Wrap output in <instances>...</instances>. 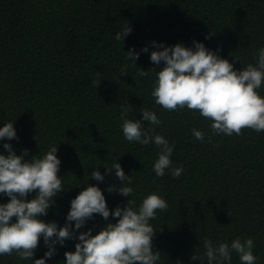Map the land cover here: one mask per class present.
Returning a JSON list of instances; mask_svg holds the SVG:
<instances>
[{"label": "trees", "instance_id": "obj_1", "mask_svg": "<svg viewBox=\"0 0 264 264\" xmlns=\"http://www.w3.org/2000/svg\"><path fill=\"white\" fill-rule=\"evenodd\" d=\"M127 22L133 31L117 41ZM193 41L219 48L236 70L255 64L264 48V0H0V127L14 121L18 137L0 141V154L7 155L4 143L17 155L28 150L25 160L57 146L61 160L64 191L42 220L62 227L71 200L87 186L102 190L110 210L123 208L128 198L107 191L120 186L115 170L105 172L118 162L132 177L135 195L129 199L137 207L152 192L168 202L167 211L150 221L153 250L161 253L157 264H201L191 257L204 256L205 238L231 244L237 237L252 238L256 264H264V132L243 129L240 136L221 134L209 142L210 120L186 108L163 110L151 96L156 75L150 68L163 67L150 61L152 51L162 50L152 42L193 48ZM130 49L140 53L138 60L127 59ZM138 68L149 75L138 76ZM97 72L102 80L95 88ZM259 93L264 97V84ZM126 101L129 119L142 120L141 108L161 119L154 130L174 143L172 167L184 169L179 178L168 170L156 176L155 144L124 138L120 106ZM193 128L205 133L204 141L194 138ZM93 170L105 176L103 182L91 179ZM7 202L0 194V204ZM108 222L116 221L96 214L80 231L96 235ZM78 242L56 245L46 264H65L64 253L74 252ZM47 250L41 239L33 261ZM0 264L32 261L13 254L0 256ZM231 264H240L235 252Z\"/></svg>", "mask_w": 264, "mask_h": 264}, {"label": "clouds", "instance_id": "obj_2", "mask_svg": "<svg viewBox=\"0 0 264 264\" xmlns=\"http://www.w3.org/2000/svg\"><path fill=\"white\" fill-rule=\"evenodd\" d=\"M132 31L127 22L115 39L124 42ZM193 45L189 48L182 44L165 46L152 42V47L162 50L151 52V63L159 66L163 62L159 71L150 68L156 75L151 92L155 104L169 112L186 108L210 120L209 142L213 136L221 134L240 136L243 129L264 132V97L259 93L264 84V48L259 49L255 64L236 70L234 63L218 54L219 48L212 51L196 41ZM148 50L145 47L141 51L147 53ZM139 56L135 49L127 52L128 60L136 61ZM126 67L121 69L120 76L126 75ZM138 69V76L149 75V70ZM101 80L97 72L93 86L97 88ZM120 107L124 138L145 147L155 144L159 149L153 164L156 176L162 178L168 170L173 178H179L183 166L172 167L175 145L155 132V127L162 123L155 111L141 108L142 120H134L128 118L132 109L127 101ZM145 122L149 127H145ZM192 134L196 140L205 139V133L195 128ZM3 140H18L14 121L0 127V141ZM2 147L7 155L0 154V194L7 196L9 202L0 204V256L15 254L21 260H31L32 264H46L56 254V245L63 247L65 241L78 239L75 251L64 253L65 264H157L160 261L161 253L153 250L156 230L150 221L156 219L158 211H167L168 202L161 194L152 192L137 207L135 200L129 199L135 195L130 186L132 177L125 174L120 163L114 162L111 169L105 168L106 174L115 170L120 181L118 188L112 185L107 191L128 198L125 206L110 210L102 190L98 186H87L71 200L66 222L61 227L56 222L46 223L41 219L55 204L54 198L64 191L57 146L50 147L42 157L33 156L28 160H25L28 150L17 155L10 143ZM91 179L103 182L105 176L93 170ZM34 192L35 198L28 199ZM96 214L105 221L111 216L116 222H108L96 235L91 229L80 231ZM41 239L48 250L43 258L33 261ZM203 247L204 256L194 253L193 261L203 264L206 258L207 264H231L233 252L238 255L240 264H256L258 260L253 253L252 238L237 237L231 244L214 243L205 238Z\"/></svg>", "mask_w": 264, "mask_h": 264}]
</instances>
